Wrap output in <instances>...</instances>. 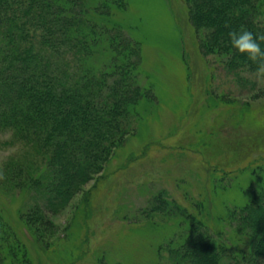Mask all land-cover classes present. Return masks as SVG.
I'll list each match as a JSON object with an SVG mask.
<instances>
[{
    "label": "rangeland",
    "instance_id": "rangeland-1",
    "mask_svg": "<svg viewBox=\"0 0 264 264\" xmlns=\"http://www.w3.org/2000/svg\"><path fill=\"white\" fill-rule=\"evenodd\" d=\"M127 1L90 16L138 43L142 58L129 74L144 90L128 121L133 140L104 171L53 212L36 186L46 157L22 133L0 130V218L24 246L20 264H171V249L199 221L246 256L239 223L264 184V69L234 68L230 55L205 51L208 33L192 23L186 0Z\"/></svg>",
    "mask_w": 264,
    "mask_h": 264
},
{
    "label": "trees",
    "instance_id": "trees-1",
    "mask_svg": "<svg viewBox=\"0 0 264 264\" xmlns=\"http://www.w3.org/2000/svg\"><path fill=\"white\" fill-rule=\"evenodd\" d=\"M93 1L0 0V130L22 133L46 157L36 186L53 212L64 209L104 171L103 162L132 142L131 109L144 98L141 84L129 76L140 68V45L118 27H99L90 17L125 9L128 1ZM186 1L192 23L208 33L205 51L230 55L234 68L264 69V57L246 59L227 35L240 26L264 33L260 0ZM258 185L239 223L248 238L245 258L199 221L171 249V264H231L233 258L236 264H264V184ZM1 222L13 228L0 218V264L3 256L20 264L27 255L24 246Z\"/></svg>",
    "mask_w": 264,
    "mask_h": 264
},
{
    "label": "clouds",
    "instance_id": "clouds-1",
    "mask_svg": "<svg viewBox=\"0 0 264 264\" xmlns=\"http://www.w3.org/2000/svg\"><path fill=\"white\" fill-rule=\"evenodd\" d=\"M228 39L232 48L246 59L258 61L264 57V33H254L245 26L231 29Z\"/></svg>",
    "mask_w": 264,
    "mask_h": 264
}]
</instances>
